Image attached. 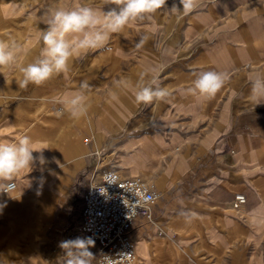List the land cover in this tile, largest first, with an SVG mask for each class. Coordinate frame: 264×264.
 Segmentation results:
<instances>
[{
    "label": "crops",
    "instance_id": "crops-1",
    "mask_svg": "<svg viewBox=\"0 0 264 264\" xmlns=\"http://www.w3.org/2000/svg\"><path fill=\"white\" fill-rule=\"evenodd\" d=\"M81 2L106 12L115 7ZM174 3L182 10L179 0L167 8ZM47 4L0 0V39L24 45L23 64L43 47L38 37L47 25L39 17ZM205 4L182 17L160 11L154 29L134 24L113 34L110 52L74 58L67 74L42 86L19 89L18 71L0 73V139L30 135L49 161L17 178L16 199L0 194L7 204L0 264H29L31 257L56 264L61 241L84 237V195L107 151L123 177H141L159 194L152 218L139 216L132 226L133 264H264V103L252 99L250 80L264 73V0ZM153 67L171 93L166 100L144 105L116 86L121 79L135 84ZM208 70L228 71L231 79L212 98L189 94L193 74ZM85 80L88 116H57L53 98ZM237 195L246 196L239 207Z\"/></svg>",
    "mask_w": 264,
    "mask_h": 264
},
{
    "label": "clouds",
    "instance_id": "clouds-1",
    "mask_svg": "<svg viewBox=\"0 0 264 264\" xmlns=\"http://www.w3.org/2000/svg\"><path fill=\"white\" fill-rule=\"evenodd\" d=\"M167 3L168 0H108L107 4L115 7L106 12L103 7L90 6L81 0H73L72 3L48 0L39 17L40 23L47 25L46 30L39 32L38 38L43 43L39 55L34 61L23 64L22 60L26 55L24 45L15 38L0 39V73L4 75L5 72L18 71L22 77L16 81L19 89H27L29 85L39 87L58 75L67 74L74 58L82 59L90 52H110L109 42L113 34L122 33L134 24H145L154 29L155 15L160 11L178 13L182 17L207 6L205 0H179L181 10L175 3L168 9ZM148 38L147 35L141 37L136 47H142ZM156 73L155 67L149 68L140 74L135 84L121 79L116 82V86L131 89L137 103L149 105L164 101L171 93L167 87L160 85ZM193 75L195 79L187 92L203 98L216 96L231 79L228 71L208 70ZM250 80L252 99L257 105L264 103V73H254ZM90 88L85 80L80 83L78 90L53 98L52 102L60 106L56 115L63 116L67 112L73 119L86 118L91 106ZM43 150L45 149H39L27 134H20L12 141L0 139V194L16 199L13 194L18 189L17 178L22 174L27 176L37 166L43 170L49 163ZM33 153L40 155L34 156ZM6 206V202L0 203V214ZM94 247L95 241L91 237L63 240L59 243L62 251L56 264H94L97 261L91 251ZM128 257L130 255H124L121 259ZM34 259H39L42 264H50L42 257L29 258V264ZM98 261L101 264H117V260L106 255Z\"/></svg>",
    "mask_w": 264,
    "mask_h": 264
},
{
    "label": "built area",
    "instance_id": "built-area-1",
    "mask_svg": "<svg viewBox=\"0 0 264 264\" xmlns=\"http://www.w3.org/2000/svg\"><path fill=\"white\" fill-rule=\"evenodd\" d=\"M158 198L154 185L141 177L126 178L115 170H94L80 216L83 236L95 241L94 264H101L98 260L104 255L117 260V264L135 262V244L130 237L132 226L139 216L152 218ZM245 202L246 196L237 195L234 206ZM124 255L130 257L121 259Z\"/></svg>",
    "mask_w": 264,
    "mask_h": 264
},
{
    "label": "rangeland",
    "instance_id": "rangeland-1",
    "mask_svg": "<svg viewBox=\"0 0 264 264\" xmlns=\"http://www.w3.org/2000/svg\"><path fill=\"white\" fill-rule=\"evenodd\" d=\"M98 168L96 170H99L100 172H103L105 170H116L117 171V168H116V165L115 164H111L110 163V156H109V153L108 151L107 152H104L101 156V158L99 159V163L97 164ZM94 173V171H93ZM93 173H92V177H93ZM92 179V178H91ZM90 179V181H91ZM89 181V182H90ZM151 183V182H150ZM155 187V186H154ZM82 195V193H81ZM82 198V196H80V199ZM78 201V200H77ZM79 202V201H78ZM77 202V203H78ZM79 212L76 211V215L75 217H77V214Z\"/></svg>",
    "mask_w": 264,
    "mask_h": 264
},
{
    "label": "trees",
    "instance_id": "trees-1",
    "mask_svg": "<svg viewBox=\"0 0 264 264\" xmlns=\"http://www.w3.org/2000/svg\"><path fill=\"white\" fill-rule=\"evenodd\" d=\"M95 252H96V251H95ZM95 252H94L93 254H94V255H95V257H96V253H95ZM94 262H95V261H94Z\"/></svg>",
    "mask_w": 264,
    "mask_h": 264
}]
</instances>
